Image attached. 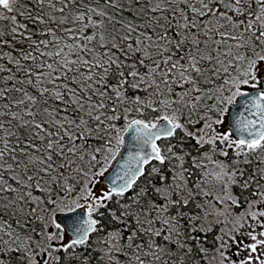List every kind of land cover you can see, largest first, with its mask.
Wrapping results in <instances>:
<instances>
[{"label": "snow or ice", "instance_id": "1", "mask_svg": "<svg viewBox=\"0 0 264 264\" xmlns=\"http://www.w3.org/2000/svg\"><path fill=\"white\" fill-rule=\"evenodd\" d=\"M0 264H264V0H0Z\"/></svg>", "mask_w": 264, "mask_h": 264}]
</instances>
